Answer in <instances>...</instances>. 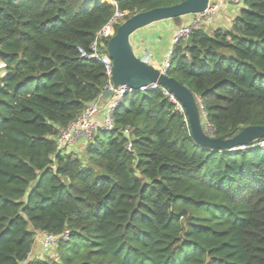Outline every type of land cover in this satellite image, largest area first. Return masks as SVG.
<instances>
[{
    "label": "trees",
    "instance_id": "obj_1",
    "mask_svg": "<svg viewBox=\"0 0 264 264\" xmlns=\"http://www.w3.org/2000/svg\"><path fill=\"white\" fill-rule=\"evenodd\" d=\"M181 1L117 8L127 18ZM113 13L101 0H0V264H264V138L203 147L155 88L125 94L82 157L56 151L58 129L107 82L81 51ZM188 36L165 73L196 95L202 126L215 136L264 126V0ZM64 230L54 254L29 258L37 234Z\"/></svg>",
    "mask_w": 264,
    "mask_h": 264
},
{
    "label": "water",
    "instance_id": "obj_2",
    "mask_svg": "<svg viewBox=\"0 0 264 264\" xmlns=\"http://www.w3.org/2000/svg\"><path fill=\"white\" fill-rule=\"evenodd\" d=\"M208 2L209 0H183L170 6L141 11L125 18L106 41V52L112 59V82L114 86L125 84L134 89L155 83L168 89L182 104L191 135L197 144L217 150L240 149L254 140L264 138V126L249 125L236 134L226 133L220 136L208 134L202 126L196 95L178 80L168 76L165 70L138 57L130 43L131 35L137 30L155 22L168 19L176 22L183 16L203 12ZM186 40L188 43L191 42L189 36ZM109 95L110 93L104 90L99 96V102L104 103Z\"/></svg>",
    "mask_w": 264,
    "mask_h": 264
},
{
    "label": "built area",
    "instance_id": "obj_3",
    "mask_svg": "<svg viewBox=\"0 0 264 264\" xmlns=\"http://www.w3.org/2000/svg\"><path fill=\"white\" fill-rule=\"evenodd\" d=\"M104 3L109 4L114 8L113 16L108 20V22L102 26L95 34L93 41L90 44V52L85 53L81 51V56L89 59L98 60L103 66V73L107 79L106 84L103 87V91H108L110 93L107 100L102 104L98 100L88 102L80 116L69 123L66 127L59 128L56 136V151L69 153V148L73 146L76 142L81 139L88 143L97 130L101 131H111L113 129V118L112 111L113 109L120 104L122 98L125 94H130L133 92H145L150 89L161 88L164 95L168 100L174 105L175 110L178 112H184V108L180 101L175 97V95L170 92L168 89L159 86L155 83H150L143 85L138 89H134L125 84L114 86L112 82V59L108 56L106 52V41L107 39L115 33L117 26L125 19L127 12L119 11L117 8V0H101ZM232 3L234 5H240L242 0H209L207 8L200 13L191 15V21L188 24L180 26L173 38V43L179 39H186L190 33V30L193 27H201V23L205 17H211L217 13L220 7L224 3ZM106 39L104 42L102 39ZM171 53V51H170ZM170 53L164 61L163 65L160 67L162 70H166L170 62ZM151 54L148 53L143 59L149 61ZM102 91V92H103ZM102 115L100 121L96 119L98 115ZM205 130L208 134L213 135L210 126H205ZM130 132L131 128L126 127L123 130L127 141L125 147L127 150H131L130 143ZM259 146L264 145V141L258 143ZM245 146L241 147L244 148ZM69 238V231L64 230L63 233L59 235L50 234L47 232H41L37 234L36 239L39 242L41 248L46 253L54 254V249L58 240L67 241Z\"/></svg>",
    "mask_w": 264,
    "mask_h": 264
},
{
    "label": "crops",
    "instance_id": "obj_4",
    "mask_svg": "<svg viewBox=\"0 0 264 264\" xmlns=\"http://www.w3.org/2000/svg\"><path fill=\"white\" fill-rule=\"evenodd\" d=\"M238 8V5H234L229 2L224 3L220 7L219 11L213 16L205 17L200 26L207 32L218 27L227 28L231 25L232 19L238 12ZM191 17V15L181 17L179 24L168 19L152 23L137 30L130 37V43L134 53L138 57L143 58L147 51L151 54L148 62L153 66L160 68L171 51L173 38L178 27L188 24L191 21ZM2 67L3 64L0 62V68ZM101 118V114L96 117L98 121H100ZM82 143H84V141L81 139L71 146L68 151L76 153L77 148L80 147ZM48 254L49 253L43 251L36 239L29 258H44Z\"/></svg>",
    "mask_w": 264,
    "mask_h": 264
},
{
    "label": "rangeland",
    "instance_id": "obj_5",
    "mask_svg": "<svg viewBox=\"0 0 264 264\" xmlns=\"http://www.w3.org/2000/svg\"><path fill=\"white\" fill-rule=\"evenodd\" d=\"M239 6H241V4H240ZM123 20H124V19H123ZM123 20H122V21H123ZM179 21H180V19H178V20L176 21V23L179 24ZM145 54L148 55V52L146 51ZM146 55H145V56H146ZM145 56H144V57H145ZM1 69H2V68H0V73H1ZM86 145H87V143L84 142V143H82V144L80 145V147L77 148V152H76V153H77L80 157H82V156L84 155V147H85ZM49 256H51V253L48 254V255H46L45 257H49Z\"/></svg>",
    "mask_w": 264,
    "mask_h": 264
}]
</instances>
